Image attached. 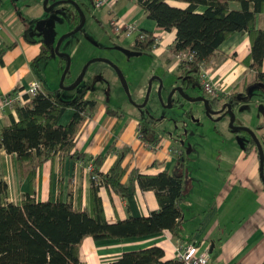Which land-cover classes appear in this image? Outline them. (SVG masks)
<instances>
[{"label":"crops","instance_id":"obj_1","mask_svg":"<svg viewBox=\"0 0 264 264\" xmlns=\"http://www.w3.org/2000/svg\"><path fill=\"white\" fill-rule=\"evenodd\" d=\"M41 2L42 0H0V51H3L0 56V99L34 81L45 91L34 73L36 62L31 66L39 53L38 42H41L31 38L35 36L31 35L34 33L31 25L40 16ZM167 4L179 9L186 7L185 4L173 1H167ZM230 7L237 8L236 5ZM97 11L106 15V22L119 18L124 22L134 23L140 31L159 35L160 46L152 53L162 58L168 71L175 72L177 79L184 85L188 77H193L198 82L197 76L183 73L173 56L167 52L174 39V31L163 33L145 18L135 0H106V6ZM255 26L258 29L264 28V3L262 12L255 16ZM118 38L122 39L123 46L131 45L124 36H116L117 40ZM248 53L247 35L236 33L218 47L215 56L204 66L210 81L227 97L239 90L244 91L246 84L242 83L247 78L251 81L253 79L252 73L242 63ZM254 86L258 88L253 94L255 118L251 114L249 123L243 120L242 128L250 130L258 141L264 133V84L255 82ZM195 92L197 96L190 94L188 97L200 96L199 83ZM92 99L95 103L94 110L74 139L73 150L82 154L83 160L54 159L45 163L29 184L16 171L14 155L6 154L0 148V180L7 186L3 203L19 204L26 195L37 202L48 198L54 201L59 195L62 202L70 198L74 206L78 203L82 208L88 209L91 190L88 167H92V161L96 157H103L100 172L105 175L124 150L127 152L122 167L126 172L134 169L140 174L155 175L173 169L183 171L188 160L194 163L192 159L196 156L186 154L189 156L185 157L184 150L172 146L168 139L156 134L154 135L159 140L153 144L155 149H148L145 146L147 143L138 136L140 122H126L117 112L98 107L94 98ZM225 99L220 98L218 104L228 102ZM238 106H244V103H239ZM72 114V109H65L58 125L65 126ZM10 117H15L13 111L0 113V130L9 125ZM257 127L262 128L256 130ZM227 134L228 147L220 150V154L216 156L202 153L200 149L189 151L198 154L193 167L199 169L197 173L202 171V174L195 178L198 184H192L183 172L187 190L180 204L176 237L163 232L142 239L92 241L85 238L78 250L79 264H109L125 252L151 246L162 250L164 261H173L174 249L189 242L196 246L198 253L204 249L208 251L209 264H264V187L258 173L257 153L251 148L246 150L247 137L244 134ZM195 137L198 138L197 134ZM58 182L61 185L59 193L56 187ZM97 196L107 224H115L128 217H147L158 210L153 192L140 191L136 185L132 195L126 198L116 196L102 186L97 189Z\"/></svg>","mask_w":264,"mask_h":264},{"label":"trees","instance_id":"obj_2","mask_svg":"<svg viewBox=\"0 0 264 264\" xmlns=\"http://www.w3.org/2000/svg\"><path fill=\"white\" fill-rule=\"evenodd\" d=\"M167 1L185 4L184 9L170 7ZM147 20L152 21L163 33L174 31V39L168 47V54L175 56L184 53L190 61L178 64L182 72L197 76L200 64L205 66L213 58L218 47L232 35L245 33L249 53L242 63L252 73L253 79L245 86L255 82L264 84V28L255 26V16L263 9L264 0H135ZM236 5V9H231ZM75 16L78 13L74 9ZM110 30V29H109ZM113 34V32L110 30ZM115 35V34H113ZM143 37H135L130 50L135 53L152 52L154 38L152 33L140 31ZM117 36V35H115ZM39 43V53L31 66L41 59L50 57V47L43 41ZM3 51H0V56ZM63 60V59H62ZM64 62V60H63ZM1 65V61H0ZM198 78V77H197ZM199 95L218 104L220 98H210L199 88ZM32 98L22 97V105L14 106V118L9 125L0 130V148L8 155H14L16 171L25 177L29 184L37 170L54 159L80 161L82 154L73 150L74 139L85 119L90 115L95 103L93 94L86 92L70 103H61L50 92L42 91ZM72 109L73 114L65 126L58 125L63 111ZM262 127H257L256 130ZM247 148L257 153L250 136ZM141 141L155 144L159 138L150 127L141 123L138 129ZM263 153L262 178L264 179V133L258 138ZM127 150L119 154L106 174L100 172L103 157L92 161L90 176H96L101 186L108 192L126 198L132 195L134 185L140 191H152L158 210L147 217H128L115 224L104 220L99 187L90 180L88 209L80 204L74 206L68 198L62 202L59 195L54 201L49 198L37 202L25 196L19 204L3 203L7 186L0 180V264H79L78 250L85 238L92 241L142 239L167 232L176 237L179 228L180 204L187 190L183 171L173 169L155 175L140 174L137 170L122 167ZM125 180L123 181V178ZM57 191L61 185L58 182ZM264 187V183H263ZM109 264H177L164 261L163 252L157 246L121 254Z\"/></svg>","mask_w":264,"mask_h":264},{"label":"rangeland","instance_id":"obj_3","mask_svg":"<svg viewBox=\"0 0 264 264\" xmlns=\"http://www.w3.org/2000/svg\"><path fill=\"white\" fill-rule=\"evenodd\" d=\"M62 1L68 0H48L47 6ZM70 1L78 5L84 23L78 32L65 37L58 47L57 53L69 58V67L61 87L59 80L65 67L64 57L53 56L36 62L34 73L43 89L53 93L61 103H70L88 91L93 94L98 107L117 112L126 122L147 124L158 137L168 139L172 146L184 150L185 157L196 156L192 159L194 163L186 162L183 172L192 184H198L195 178L202 171L197 173L199 169L193 167L198 154L187 153V150L200 149L202 153L216 156L220 150L227 149L225 134L243 129V120L249 123L251 114L255 118L253 94L258 88L254 84L244 86V91L239 90L226 97V103L214 104L209 98L206 99V107L201 102L188 103L184 98H189L190 94L197 96L195 90L198 82L195 78L188 77L184 85L175 72L168 71L162 58L152 52L127 56L117 51V48L128 50L130 47L123 46L122 39L117 40L110 32L106 15L94 10L90 0ZM39 13L40 16L31 25L34 32L31 35H35L31 38L43 41L51 49L62 35L75 29L80 22L74 8L68 4H58L47 12L40 7ZM100 60L109 61L119 70L127 92L123 90L114 69ZM87 63L80 83L69 90ZM204 71L207 74L206 69ZM250 81L247 78L242 85ZM148 84L147 99L143 102ZM174 89L175 92H172ZM239 103H244V106L239 107ZM223 104H227L230 111H221ZM231 115L233 130L228 127Z\"/></svg>","mask_w":264,"mask_h":264},{"label":"built area","instance_id":"obj_4","mask_svg":"<svg viewBox=\"0 0 264 264\" xmlns=\"http://www.w3.org/2000/svg\"><path fill=\"white\" fill-rule=\"evenodd\" d=\"M92 7L94 10H98L106 6V0H90ZM108 28L113 32V34L119 36L122 35L126 40H129L130 43H133L135 37L139 36L141 40L143 37L140 35V30L137 29L134 23L132 22H124L119 18H113L108 21ZM0 29H1V22H0ZM154 38V49H157L160 45V37L159 35L152 33ZM175 62L180 64L183 61H190V57H188L184 53H178L177 55L173 56ZM198 83L199 88L202 92L210 97V98H226L227 96L220 90L217 85H214L209 77L207 76L206 72L204 71V66L202 64L198 67ZM42 90L40 85L37 81L29 83L25 88L16 89L8 96L2 97L0 99V113L8 110L14 112V106L22 105V97L27 96L28 98H32L38 94H42ZM84 119L88 120L89 115L84 113ZM145 146L153 150L155 146L152 144H145ZM92 171V167H88V172ZM90 180L95 184L97 187H101V182L96 176H90ZM174 261L177 264H209V253L207 250H201L199 253L197 251L196 246L189 242L183 243L178 245L174 249Z\"/></svg>","mask_w":264,"mask_h":264},{"label":"water","instance_id":"obj_5","mask_svg":"<svg viewBox=\"0 0 264 264\" xmlns=\"http://www.w3.org/2000/svg\"><path fill=\"white\" fill-rule=\"evenodd\" d=\"M47 1H48V0H42V2H41V7H42L46 12L49 11L53 6H56V5H58V4H68V5H70L72 8H74V9L77 11L78 16H79V19H80V22H79L78 26H77L75 29L71 30V31H70L69 33H67L66 35H62V36L58 39V41H57L55 47L52 48V49H50V57H53V56H61V57H64V59H65V67H64V70H63V72H62V74H61V77H60V80H59V86L61 87V84H62V82H63V80H64V77H65L66 71H67V69H68V67H69V58H68L67 55H60V54H58V53H57L58 47H59L61 41H62L65 37H67V36H69V35H72V34H75L76 32H78V31L81 29V27L83 26V23H84V18H83L82 13L80 12V9H79L78 5H77L76 3H74L73 1L68 0V1L56 2V3L51 4V5H48V6H47ZM117 51H119V52H121L122 54L127 55V56H130V55L138 56V55H140V53H135V52L131 53V52H129L128 50H125V49H123V48H117ZM96 60H99V59H94V61H96ZM100 61L106 63L107 65H109L110 67H112V69H114V71H115V73H116V75H117V78L119 79V81H120L121 84H122L123 90H124L125 92H127L126 85H125V83H124L123 77H122V75L120 74L119 70H118L114 65H112L109 61H106V60H100ZM89 63H90V62H89ZM89 63H87V64L82 68V70L80 71V73H79V75H78V77H77V79H76L74 85H73L69 90H72V89H74V88H76V87L78 86V84H79L80 81H81L82 74H83L85 68L87 67V65H88ZM148 90H149V84H148L147 92H146V94H145V96H144V101H143V102H145L146 99H147ZM172 92H175V89H174ZM177 92H180V89H177ZM184 100H185L186 102H188V103L201 102L202 105H203L204 107H206V99H205L204 97H201V96L196 97V98H184ZM166 107L168 108L169 105L167 104ZM224 109H227V111H230L229 106H228L227 104H223V105H222V107H221V111H223ZM232 122H233V116L231 115V117H230V123H229V126H228L229 129H231V130H233V128H232V126H231ZM237 130H239V129H237ZM241 130L245 131V132L250 136V138L252 139V141H253L254 144H255V147H256V150H257V157H258V173H259V177H260L262 183H264V179L262 178V175H261V173H262V167H263V153H262V150H261V148H260V145H259L257 139L255 138L254 134H253L250 130L245 129V128H243V129H241ZM189 150H190V148L187 150V153L189 152Z\"/></svg>","mask_w":264,"mask_h":264},{"label":"flooded vegetation","instance_id":"obj_6","mask_svg":"<svg viewBox=\"0 0 264 264\" xmlns=\"http://www.w3.org/2000/svg\"><path fill=\"white\" fill-rule=\"evenodd\" d=\"M131 45H132V44H131ZM131 45H130V46H131ZM130 46H129V47H130ZM128 51L131 52V53H133V51L130 50V49H128ZM183 84H184V83H183ZM86 92H88V91H86ZM200 96H201V95H200ZM201 97H202V96H201Z\"/></svg>","mask_w":264,"mask_h":264}]
</instances>
